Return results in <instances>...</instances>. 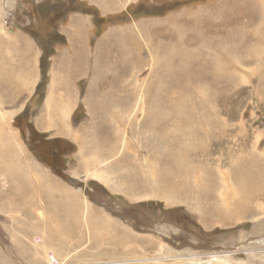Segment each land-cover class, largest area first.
Instances as JSON below:
<instances>
[{
	"label": "rangeland",
	"instance_id": "374dc122",
	"mask_svg": "<svg viewBox=\"0 0 264 264\" xmlns=\"http://www.w3.org/2000/svg\"><path fill=\"white\" fill-rule=\"evenodd\" d=\"M71 14L91 17L93 46L105 33L123 54L100 52L64 129L41 78L0 105V264H264V198L246 199L250 178L264 187V0H0V26L48 52ZM28 124L74 146L70 181L29 151ZM214 173L233 202L196 199ZM50 179L71 192L63 204Z\"/></svg>",
	"mask_w": 264,
	"mask_h": 264
},
{
	"label": "crops",
	"instance_id": "0c3cea01",
	"mask_svg": "<svg viewBox=\"0 0 264 264\" xmlns=\"http://www.w3.org/2000/svg\"><path fill=\"white\" fill-rule=\"evenodd\" d=\"M2 28H0V57L2 58L0 63V93L2 94L1 91H5L4 97L6 100H0V105L3 103L5 105H12L19 96L25 95L24 93L18 94L20 90L24 92L25 88H30V92L32 94L34 93L33 89L41 78L40 58L42 56V51L40 46L26 32L17 29H11L9 31L8 29L4 30V28ZM59 28V34L65 39V44L56 46L53 54L49 58L47 70L48 82L45 88V95L46 97L47 95L57 97L61 109L59 110V106H55L53 109V106L49 107L46 105L45 112L46 109H48V112L52 115L51 119L53 120V124H51V126L64 129L67 121H69V119L72 118V114H74V100L79 97L77 91L79 83L83 80L94 82L97 80V56L100 55V52L108 54L109 57H113L114 55V58L120 57L123 53L113 52V43L115 42L110 40L111 35H106L105 33L99 41V46L98 44L94 46L91 44V39L93 38L91 17L85 14H71L67 16L64 24L60 25ZM125 31L126 29H124V32ZM127 32H125L124 35H126ZM123 39L124 37L120 39L117 38V42H121ZM117 44L119 45L120 43ZM109 57L105 58L106 63L109 65L114 64L113 60ZM13 64L19 65L18 71L20 70V72L17 73V76H13L8 71ZM5 66H8V68H5ZM22 69L25 71L23 72ZM113 81V83H117V80ZM1 94L0 97H2ZM62 104H64L63 107ZM61 126L63 128H61ZM3 172L6 173V171ZM24 172L23 175H27L28 171L25 170ZM36 172H38V170ZM28 173L31 178L33 177L36 179L34 180L32 178V182L30 186H28L34 189V185H38V178L35 177V173L30 174V171ZM50 180V183L54 182L59 185L56 180ZM59 187L61 190L57 189L56 193H53L50 189L48 191L54 196V202L56 204H63V201L71 196V192H68L62 185H59ZM13 188L14 191L18 190V187ZM24 193H26V191ZM49 202H51V198H49ZM61 210L63 211L64 209L62 208ZM55 213L56 219L57 217L59 218L57 219V223L59 224L58 220L61 221V214L60 212L57 213V211H55ZM28 215H31L34 219L40 216L38 211L31 212ZM64 215L65 213L62 212V216Z\"/></svg>",
	"mask_w": 264,
	"mask_h": 264
},
{
	"label": "trees",
	"instance_id": "16d2710c",
	"mask_svg": "<svg viewBox=\"0 0 264 264\" xmlns=\"http://www.w3.org/2000/svg\"><path fill=\"white\" fill-rule=\"evenodd\" d=\"M31 35V34H29ZM63 38V37H62ZM64 38L62 39V41ZM64 43V42H62ZM58 45H63V44ZM42 51V56L40 58V71H41V82L37 87V95L40 99L43 97L42 90L46 85L47 79V70L49 65V58L54 52V48L50 50V52L46 51L47 46L38 44ZM16 124V123H15ZM17 125V124H16ZM27 128L30 131L31 138H37L32 145L27 146L29 151L34 155L36 159H38L43 165L47 166L56 176L61 178L62 180L68 182L70 181L67 176L64 175L65 171V162L63 158L73 153L74 146L68 143L65 140H46L42 134L37 133L31 124H28ZM22 133V131H21ZM63 146L68 147L67 149H63ZM35 147V148H34ZM38 147V148H37Z\"/></svg>",
	"mask_w": 264,
	"mask_h": 264
},
{
	"label": "bare ground",
	"instance_id": "6f19581e",
	"mask_svg": "<svg viewBox=\"0 0 264 264\" xmlns=\"http://www.w3.org/2000/svg\"><path fill=\"white\" fill-rule=\"evenodd\" d=\"M123 59V58H122ZM4 126V125H3ZM3 172V171H2ZM6 174H9V171H6ZM244 174V173H243ZM169 176H170V174H169ZM244 176V175H243ZM242 176V177H243ZM223 177H224V180L226 179V178H228L227 177V175L225 176V175H222V176H220V177H218L217 175H216V173H214L213 175H209L208 176V185H207V189H205L204 190V192L203 193H199V195L196 197V199L198 200L200 197H202L203 195H206V197L204 198V200H209V201H211V202H213L214 204L216 203L217 205H220V203L222 202V201H224V204H225V202H228V203H231V202H233V198H231L230 196H226L225 198H224V196L223 195H225L226 193H222L221 191H219L218 190V188L220 187V185H221V181H220V179H222L223 180ZM167 178H169V177H167ZM238 179V178H237ZM244 179H247L246 177L244 178ZM161 181V180H160ZM161 182H163V183H165L166 184V186H169V182L165 179V182L164 181H161ZM237 182H239V181H237ZM241 182V181H240ZM163 183H161L160 185H162ZM248 183V186H249V188H247L248 190V192H247V194H246V199L248 200V201H250V200H255V199H261V198H264V187H263V181L262 180H258V179H256L255 181L252 179V178H250L249 179V182H247ZM246 183V184H247ZM224 184H226L225 186H227V185H229L226 181H224L223 182V184H222V186H223V188L225 187L224 186ZM174 186H177V184H173ZM195 185V184H194ZM193 185V186H194ZM234 186H235V184H234ZM179 187V186H178ZM192 187V186H191ZM199 188H204L203 187V185H200V186H198ZM237 187V186H236ZM163 188H164V186H163ZM166 188H168V187H166ZM183 188V187H182ZM226 188V187H225ZM189 188H187V190H188ZM228 189V188H227ZM232 189V188H231ZM185 190V189H184ZM190 190V189H189ZM192 190V189H191ZM227 191V190H226ZM180 192H183V191H180ZM234 192V191H233ZM188 193H190V192H188ZM191 200H193V199H191ZM246 200V201H247ZM227 204V203H226ZM228 205V204H227ZM213 206V205H212ZM225 206V205H224ZM239 206V205H238ZM214 207V206H213ZM237 207V206H236ZM243 208V207H242ZM230 209V208H229ZM240 211L242 212V210H240L239 208H238V210L236 211L237 213H240ZM235 213V212H234ZM242 213H244V212H242ZM237 216V215H236Z\"/></svg>",
	"mask_w": 264,
	"mask_h": 264
},
{
	"label": "built area",
	"instance_id": "2783aa9c",
	"mask_svg": "<svg viewBox=\"0 0 264 264\" xmlns=\"http://www.w3.org/2000/svg\"><path fill=\"white\" fill-rule=\"evenodd\" d=\"M7 21H8V22L6 23V19H4L3 22H2V26H3V25H4V26L8 25V23H9V18L7 19Z\"/></svg>",
	"mask_w": 264,
	"mask_h": 264
}]
</instances>
